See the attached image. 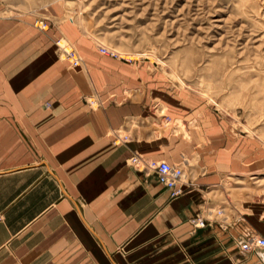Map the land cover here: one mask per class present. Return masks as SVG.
<instances>
[{
	"label": "crops",
	"instance_id": "crops-1",
	"mask_svg": "<svg viewBox=\"0 0 264 264\" xmlns=\"http://www.w3.org/2000/svg\"><path fill=\"white\" fill-rule=\"evenodd\" d=\"M17 16L0 14V264H264L263 250L192 222L217 176L196 172L173 197L131 165L136 153L170 160L178 143L121 139L141 108L78 104L92 91Z\"/></svg>",
	"mask_w": 264,
	"mask_h": 264
},
{
	"label": "rangeland",
	"instance_id": "rangeland-1",
	"mask_svg": "<svg viewBox=\"0 0 264 264\" xmlns=\"http://www.w3.org/2000/svg\"><path fill=\"white\" fill-rule=\"evenodd\" d=\"M0 11L26 16L45 57L92 91L78 104L141 108L121 139L169 136L178 144L165 160L183 166V181L217 176L195 217L204 227L240 246L264 237V0H0ZM101 92L115 95L105 103Z\"/></svg>",
	"mask_w": 264,
	"mask_h": 264
},
{
	"label": "built area",
	"instance_id": "built-area-1",
	"mask_svg": "<svg viewBox=\"0 0 264 264\" xmlns=\"http://www.w3.org/2000/svg\"><path fill=\"white\" fill-rule=\"evenodd\" d=\"M37 26H44L43 21L38 20L36 22ZM68 56V59L71 61L73 66H77L80 63V58L78 54L73 49H66L65 50ZM101 52L106 54L110 51L106 47L101 48ZM112 54H116L115 52H112ZM131 165H134L138 167L139 164H145L147 163L148 167H143L146 169L153 170L159 182L164 185L166 188L171 190V194L173 197L179 196L183 190H182V182L183 178L185 176L184 168L181 164H172L166 160H161L159 162L156 161H149L145 162L139 155L132 156ZM195 226L197 227H203L205 226V219L202 217L194 218L193 221ZM242 249L250 252L255 249H264V237L263 236H255L248 240H246L244 243H242Z\"/></svg>",
	"mask_w": 264,
	"mask_h": 264
}]
</instances>
